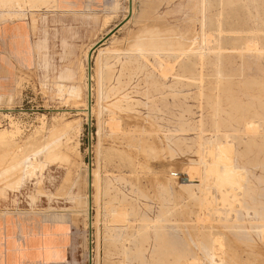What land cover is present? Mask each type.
Instances as JSON below:
<instances>
[{
	"label": "rangeland",
	"instance_id": "1",
	"mask_svg": "<svg viewBox=\"0 0 264 264\" xmlns=\"http://www.w3.org/2000/svg\"><path fill=\"white\" fill-rule=\"evenodd\" d=\"M0 217L65 264H264V0H0Z\"/></svg>",
	"mask_w": 264,
	"mask_h": 264
},
{
	"label": "crops",
	"instance_id": "2",
	"mask_svg": "<svg viewBox=\"0 0 264 264\" xmlns=\"http://www.w3.org/2000/svg\"><path fill=\"white\" fill-rule=\"evenodd\" d=\"M83 1L84 0H64V3L66 6L77 7L80 6ZM0 218V264H65V260L69 259L68 253L72 237L68 227L62 231H48L55 239L59 240L62 255L61 258H57L55 254H53L52 257L46 258L40 253L43 248L40 242L34 241L31 243V241L35 240L34 237L44 234V232L41 231L40 225H29L23 222V227H25L24 233L26 234H24L21 229L15 230L13 234L14 241L11 243L10 247H7L5 219L3 217ZM26 236H28V238H26ZM8 250L11 256L10 261L7 260Z\"/></svg>",
	"mask_w": 264,
	"mask_h": 264
},
{
	"label": "bare ground",
	"instance_id": "3",
	"mask_svg": "<svg viewBox=\"0 0 264 264\" xmlns=\"http://www.w3.org/2000/svg\"><path fill=\"white\" fill-rule=\"evenodd\" d=\"M91 51H92V49H91ZM92 56H93V54H92ZM89 59H90V53H89V57H88V62H89ZM88 68H89V65H88ZM89 71H90V69H89ZM88 78H89V81H88L89 94H91V99H92V68H91V73L89 72ZM90 82H91V85H90ZM88 112H89V119H91L92 118V115H91L92 114V100L90 102V96H89ZM90 202H91V199H90ZM90 209H91V205H90Z\"/></svg>",
	"mask_w": 264,
	"mask_h": 264
},
{
	"label": "water",
	"instance_id": "4",
	"mask_svg": "<svg viewBox=\"0 0 264 264\" xmlns=\"http://www.w3.org/2000/svg\"><path fill=\"white\" fill-rule=\"evenodd\" d=\"M103 42V40H100L98 41L92 48V51H90V59H89V62H88V65H89V69H90V73H91V68H92V65H91V60H92V54L93 52L95 51V49ZM90 85H91V82H90ZM90 96V102H91V94H89ZM90 217H91V212H90Z\"/></svg>",
	"mask_w": 264,
	"mask_h": 264
}]
</instances>
